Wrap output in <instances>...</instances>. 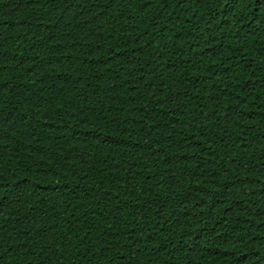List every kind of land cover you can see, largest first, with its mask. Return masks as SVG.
<instances>
[{
  "label": "trees",
  "instance_id": "1",
  "mask_svg": "<svg viewBox=\"0 0 264 264\" xmlns=\"http://www.w3.org/2000/svg\"><path fill=\"white\" fill-rule=\"evenodd\" d=\"M0 264H264V0H0Z\"/></svg>",
  "mask_w": 264,
  "mask_h": 264
}]
</instances>
